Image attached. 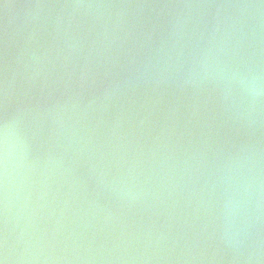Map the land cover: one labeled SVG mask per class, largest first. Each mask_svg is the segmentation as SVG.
<instances>
[{"label":"water","instance_id":"95a60500","mask_svg":"<svg viewBox=\"0 0 264 264\" xmlns=\"http://www.w3.org/2000/svg\"><path fill=\"white\" fill-rule=\"evenodd\" d=\"M260 3L0 0L10 264H264V108L249 128L184 83L218 22L243 34L227 58L264 70V7H216ZM229 175L251 182L238 248L220 238ZM3 194L0 165V243Z\"/></svg>","mask_w":264,"mask_h":264},{"label":"clouds","instance_id":"9594fccd","mask_svg":"<svg viewBox=\"0 0 264 264\" xmlns=\"http://www.w3.org/2000/svg\"><path fill=\"white\" fill-rule=\"evenodd\" d=\"M185 7H193L186 5ZM197 7H202L197 5ZM226 7H264L260 5H217ZM242 31L236 24L221 28L218 22L213 27L201 46L194 44L196 55L184 75V83L196 86L213 84L219 90L227 108L241 121L252 128L259 121L261 109L264 108V70L251 59L247 61L227 58L238 51L241 44ZM201 41L204 38L201 37ZM179 55H183V49ZM5 115L0 123V165L3 172V211L4 230L0 243V264H10L12 256L9 248L8 210H9V176L14 138L19 139L17 120L7 112L8 78L5 68L4 81ZM229 169V172H233ZM225 202L222 211L221 241L229 247L238 248L247 235L249 224L243 218V211L250 197L251 182L245 183L234 175L228 177Z\"/></svg>","mask_w":264,"mask_h":264}]
</instances>
